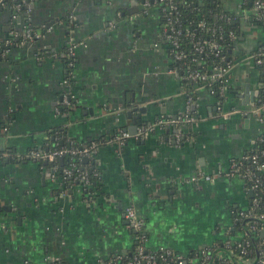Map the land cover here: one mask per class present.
Listing matches in <instances>:
<instances>
[{
	"label": "crops",
	"instance_id": "1",
	"mask_svg": "<svg viewBox=\"0 0 264 264\" xmlns=\"http://www.w3.org/2000/svg\"><path fill=\"white\" fill-rule=\"evenodd\" d=\"M221 2L239 29L227 92L199 87L190 112L204 119L159 125L183 113L186 91L172 70L155 6L143 0H28L15 11L0 0V44L28 26L38 34L0 55V207L10 209L0 211V264H100L130 253L136 237L124 215L129 206L143 221L151 249L186 255L232 228L231 209L245 207L250 196L231 162L262 130L248 112L262 80L252 53L264 43V26L240 19L252 0ZM69 41L77 51L66 86L55 55ZM66 92L71 109L60 111ZM137 114V132L150 130L119 147L111 137L135 125ZM56 129L80 145L104 139L93 160L100 180L92 198L78 188L62 192L59 161L40 165L20 158L50 147ZM194 174L212 179L190 181Z\"/></svg>",
	"mask_w": 264,
	"mask_h": 264
},
{
	"label": "trees",
	"instance_id": "2",
	"mask_svg": "<svg viewBox=\"0 0 264 264\" xmlns=\"http://www.w3.org/2000/svg\"><path fill=\"white\" fill-rule=\"evenodd\" d=\"M264 3V0H262ZM6 5L12 8L16 2L15 0H5ZM176 5L174 10L168 9L166 6L157 5L156 8L159 12V15L162 19L166 17H170L175 24V28H181L180 34L177 36L179 48L175 49L168 42L166 43V48L171 59V67L176 69L177 74L180 77V86L183 90L189 93L192 96V102L194 101L193 96L195 95V91L199 87H204L206 90L210 91L209 88H212L215 92L218 91V85L221 84L219 81H211V79L206 81L200 80H191L187 78V74L193 71H197L199 73L211 74L215 67L220 65H226L227 62H232V58H230V50L233 47L235 41L237 40V36L235 38H230L228 36L229 30L238 29V24H235L232 21H227L222 17L225 16L234 17L233 14H228V12L224 11L222 8L221 0H173ZM28 4V2H27ZM27 6V5H26ZM24 9V8H22ZM21 9V10H22ZM264 12V11H263ZM237 22V21H235ZM263 18L256 20L252 19L249 21L250 24L256 25L258 27H263ZM30 27V26H28ZM209 28V29H206ZM208 42H216L219 45V52L216 54L215 50L209 47ZM198 44L203 47L202 51H196L194 49V44ZM9 48V47H8ZM176 50H180L185 54V57L182 59H175L173 57V53ZM76 51L77 48L74 49V55H68V43L64 49L56 54L55 56L62 63L65 73L69 72V63H75L76 60ZM45 51H41L37 54L41 56ZM253 53L256 57L261 59L260 65H258L261 70V85L258 90V95L255 99V106H258L264 103V43H260L257 45ZM44 55V54H43ZM200 60L201 64H198L196 61ZM73 68V67H72ZM227 92V91H226ZM60 111H69L70 107H64L59 105ZM263 118V123L261 124L262 129H264V112L261 114ZM61 135L67 137V132L65 129H56ZM119 131L117 134H119ZM112 138V137H111ZM103 138L94 139V140H102ZM104 140V139H103ZM128 140V139H127ZM126 140V142H127ZM73 145L82 146L88 145L90 142L85 144H78L74 140H72ZM68 146L69 142L65 140V138L56 140L53 137L51 141V146L46 149H51L54 147ZM246 155L251 157L252 155H257V163H264V131L260 133L253 147L246 152ZM39 162L40 165L43 164V161ZM75 162L78 164L80 169L86 171L88 176V183H83L82 181L75 180L74 176H67L64 172V168H70V164ZM237 171L235 174L239 176L241 179L244 188H249L254 184V180L256 181L257 187L252 192V196L249 197L247 201V208H243V206L238 205L236 208H233V217L236 218L233 229L228 231V236L226 237L230 243V249L232 250V255L235 260L240 258H253V260H259L262 256H264V218H260V215H264V169H256L255 164L252 163L251 159L237 158ZM44 165V164H43ZM249 169L254 173V177L252 181H245L242 177V173ZM59 172H56L58 179L60 181V187L67 189V194L71 193L73 190L77 188L82 192V196L86 197L89 194L93 195L96 193V190L99 191V173L96 166V163L92 161H83L82 157H71L66 155L63 157L62 164L59 167ZM98 173V175H97ZM96 196V195H95ZM246 213L245 216H240L239 213ZM255 226L254 231H250V227ZM131 232L136 237V243L133 246V249L130 253H124L120 259V264H126L127 261L130 260L132 254L135 252L138 243L137 237L144 236L145 237V247L147 250L154 251L156 255L160 253L159 250L151 249L147 246V235L144 231H134L131 229ZM242 233V246L245 245V241L248 242L249 246L245 247L246 253H240L242 247L238 246V241L233 239V237L238 233ZM225 238V240H226ZM224 239H220V241L215 242L218 243L217 248H223L221 244ZM224 249V248H223ZM174 255H183L182 259L186 260V264H218L220 258L212 256L211 261L206 263H201L200 256H197L196 251H191L190 253L184 255L178 253L177 251L172 250ZM258 260L255 264H258ZM157 264H174L173 261H162L157 259ZM52 264H69L64 260H54Z\"/></svg>",
	"mask_w": 264,
	"mask_h": 264
},
{
	"label": "built area",
	"instance_id": "3",
	"mask_svg": "<svg viewBox=\"0 0 264 264\" xmlns=\"http://www.w3.org/2000/svg\"><path fill=\"white\" fill-rule=\"evenodd\" d=\"M18 1L16 2L14 5H12V9L15 11H20L22 8H26L27 2L28 0H15ZM144 5L147 7H151V6H157V5H162V6H166L168 9L170 10H174L176 8L175 3L173 2V0H143ZM251 9L248 10L247 12H243V15H240V19L242 20V17L244 20L246 21H250L253 18L256 20L262 19L264 21V3L262 0H252V4H251ZM223 18H225L227 21H232L235 22L238 20V18L236 16L234 17H229V16H225L224 14L222 15ZM162 23H163V40L166 43H170L171 46H173L175 49L179 48V43H178V39L177 36L180 34L181 28L177 29L175 28V24L173 23L172 19L170 17H166L165 19H162ZM264 23V22H263ZM206 29H209L206 27ZM239 33V29H232L229 30L228 32V36L230 38H235ZM38 34L35 33L30 27L25 28L24 31L22 33H15L10 35V37L4 41V43L0 44V55H4L7 52L8 47H11L15 44H24L26 43V41L28 40H32L34 38H37ZM209 43V47L213 50H215L216 54L219 52L218 48L219 45L216 42H208ZM77 48V43L75 41H69L68 43V55L72 56L74 55V49ZM194 49L196 51H202L203 47L198 45L197 43L194 44ZM254 62L258 65H260L261 63V59H259L258 57L255 56L254 53H252ZM173 57L175 59H182L183 57H185V54H183L182 51L180 50H176L173 53ZM198 64H201L200 60L196 61ZM231 64L232 62H227L226 65H220L218 67H215L214 70L211 72V74H206V73H199L197 71H193L190 72L189 74H187V78H190L191 80H200V81H206L211 79V81H219L221 82L220 85H218V91L215 92L214 90H212V88H209V90L217 95H224L225 92L227 91L228 88V72L231 68ZM264 66V65H263ZM69 67L71 69V67H73V63H69ZM69 69V72L67 73L66 78L63 80V84H65L66 86H69L70 84V77H71V71ZM172 70L177 73L176 69L172 68ZM261 71V70H260ZM203 87V86H202ZM258 95V94H257ZM257 97V96H256ZM71 99L72 96L69 94V92H66L63 95L61 104L64 107H69L71 105ZM191 102H192V96L186 92V105H185V109L183 110V113L175 118V119H160L159 121L156 122V124L159 125H170V124H185V123H194L197 122L200 119H204V116L202 115H194L193 113L190 112V107H191ZM255 102V101H254ZM58 111V109H57ZM264 112V103L255 106V104H253L252 108L249 110V114L254 115L255 117H257V119L261 122V124L263 123V118L261 116V114ZM229 114L228 113H222V116L224 118H226ZM208 117H210V115H208ZM150 129H143V130H139L137 132V134L139 133H147ZM264 131V129L261 130V133ZM62 134V133H61ZM59 132H57L55 135L56 140L65 138L66 141L69 142L68 146H61V147H54L51 149H42V148H34V149H30L26 154H24L23 156H21L20 158L23 157H27V158H31L34 159L36 161H47V162H52L54 164H56V162L58 161V158L60 157H65L66 155H69L71 157H82V158H87L88 161H92L95 159L96 156V152L98 147L100 146V144L102 143V140H93L91 141L88 145H82V146H75L73 145V142L70 138L61 135ZM178 137L180 134H176ZM131 135L127 132V131H121L119 134H115L111 140L116 143L119 147H122L126 140L128 138H130ZM241 158H248L252 160V163L255 164L256 169H264V163H257V155H252L251 157H249L248 155H243ZM237 164H240L239 162H236V159L233 160L231 162V170L232 172L237 171ZM63 172L67 175V176H74L75 180H79L82 181L83 183H88L89 179L87 176V173L85 170L80 169L78 164H76L75 162H72L70 164V168H64ZM98 175V173H97ZM242 177L245 181H252L253 177H254V173L251 172L249 169H247L245 171V173H242ZM200 179H204V180H211L212 176L211 175H205V176H201L199 174H194L191 178L190 181L193 182H197ZM257 187L256 185V181L254 180V184L249 187V188H244V190L248 193L249 191L253 192L254 189ZM66 188L62 187V192L65 193L66 192ZM90 195V194H89ZM86 196V198H92V195L90 196ZM237 207V206H236ZM234 207V208H236ZM244 209L247 208V205L245 207H243ZM231 214L233 217V208L231 209ZM125 218L128 222V225L130 227V229H133L134 231H144V223L143 221L140 219V217L137 215L136 210L134 209V207L129 206L128 208H126L125 210ZM240 216H245L246 213H239ZM260 218H264V215H260ZM236 218L233 217L232 219V225H234ZM233 226L231 229L232 230ZM256 228L255 226H251L250 227V231H254ZM222 239H224V241L221 243L223 245V248H217L218 243L216 244H210V245H204L202 246L199 250L196 251L197 256H200L201 258V263H206L208 261H211L212 256H217L220 258V261L218 264H255V262L258 260H253V258H240L238 260H235L233 258L232 255V250L229 248L230 247V243L229 240L226 238L228 236V231L225 229L222 230ZM226 238V240H225ZM138 239V245L137 248L135 250V252L132 254L131 258L129 261H127L126 264H157V259H160L162 261H173L174 264H186V260H183L182 258L184 257L183 255H174L173 253V249L169 248V247H159L155 250H159L160 253L158 255L155 254L154 251L151 250H147L145 247V237L144 236H139L137 237ZM233 239H235L236 241H238V246L242 247L240 250V253L245 254L246 253V249L245 247L249 246L248 242L245 241V245L242 246L241 243H243L242 241V233L238 232ZM183 256V257H182ZM122 255L118 254L116 256H114L113 258L106 260L100 264H120V259H121ZM258 264H264V256H262L259 260H258Z\"/></svg>",
	"mask_w": 264,
	"mask_h": 264
},
{
	"label": "water",
	"instance_id": "4",
	"mask_svg": "<svg viewBox=\"0 0 264 264\" xmlns=\"http://www.w3.org/2000/svg\"><path fill=\"white\" fill-rule=\"evenodd\" d=\"M192 108H194L193 105H192ZM139 110L142 111L143 108H139ZM127 115H128V116H131L130 111H127ZM132 119L135 121V125H132L131 127L127 128V130H128V133H129L131 136H134V135L137 134V129H136L137 126H136V122H137V123H140V115L137 114L136 116H132ZM127 130H126V131H127ZM58 161H59L60 164H62L63 157L58 158ZM83 161L86 162V161H87V158H83ZM43 164H44V165H53L52 162H47V161H43ZM248 194H249L250 197L252 196V192H251V191H249ZM89 196H90V195H89ZM1 210H5V211L7 210V211H9L10 209H9V207H7V206H2V207H0V211H1ZM18 220H19V219H18ZM126 223L128 224L127 221H126Z\"/></svg>",
	"mask_w": 264,
	"mask_h": 264
}]
</instances>
